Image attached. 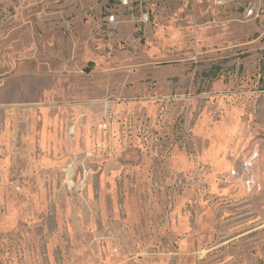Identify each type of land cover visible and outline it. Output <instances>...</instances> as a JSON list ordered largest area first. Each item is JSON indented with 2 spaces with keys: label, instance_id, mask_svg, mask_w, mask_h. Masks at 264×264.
I'll use <instances>...</instances> for the list:
<instances>
[{
  "label": "rangeland",
  "instance_id": "obj_1",
  "mask_svg": "<svg viewBox=\"0 0 264 264\" xmlns=\"http://www.w3.org/2000/svg\"><path fill=\"white\" fill-rule=\"evenodd\" d=\"M251 1L0 0V264H264Z\"/></svg>",
  "mask_w": 264,
  "mask_h": 264
},
{
  "label": "built area",
  "instance_id": "obj_2",
  "mask_svg": "<svg viewBox=\"0 0 264 264\" xmlns=\"http://www.w3.org/2000/svg\"><path fill=\"white\" fill-rule=\"evenodd\" d=\"M212 1L216 6L219 7H224L234 4L240 5L241 7H244L246 13H248L249 15H253L255 11L261 8L257 6V4H254V1H251L250 4H247L246 0H212ZM258 1H262V0H258ZM122 2L125 5H128L130 3V0H122ZM114 19L115 17L114 15H112L110 17V21H114ZM148 19H149L148 16H146L144 20L147 21ZM246 187L249 192L254 191L258 187L256 180L253 177L248 178L246 181Z\"/></svg>",
  "mask_w": 264,
  "mask_h": 264
}]
</instances>
